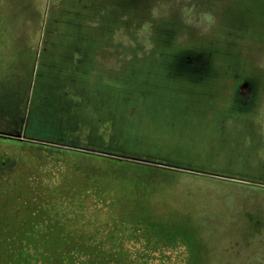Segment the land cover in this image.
Segmentation results:
<instances>
[{
	"label": "rangeland",
	"instance_id": "374dc122",
	"mask_svg": "<svg viewBox=\"0 0 264 264\" xmlns=\"http://www.w3.org/2000/svg\"><path fill=\"white\" fill-rule=\"evenodd\" d=\"M83 2L0 0L41 63L28 105L0 107V193L20 216L28 180L130 161L170 245L150 264H264V0Z\"/></svg>",
	"mask_w": 264,
	"mask_h": 264
},
{
	"label": "trees",
	"instance_id": "16d2710c",
	"mask_svg": "<svg viewBox=\"0 0 264 264\" xmlns=\"http://www.w3.org/2000/svg\"><path fill=\"white\" fill-rule=\"evenodd\" d=\"M101 1L95 6L92 0L83 3L99 12L108 6V15L111 0ZM107 159L106 169L83 170L76 164L73 173H61L58 187L44 184L40 175L39 184L28 180L20 216L15 197L1 192L0 264H150L159 245L169 243L153 234L152 224L141 215L148 202L129 184L131 170L123 163L130 161ZM73 201L82 204L69 211L64 204ZM85 202L92 203L95 213L89 221L81 219L89 210ZM24 213L28 215L21 217ZM103 214L104 220L99 217ZM154 239L160 242L155 247ZM136 244H143L144 251L134 253Z\"/></svg>",
	"mask_w": 264,
	"mask_h": 264
},
{
	"label": "crops",
	"instance_id": "0c3cea01",
	"mask_svg": "<svg viewBox=\"0 0 264 264\" xmlns=\"http://www.w3.org/2000/svg\"><path fill=\"white\" fill-rule=\"evenodd\" d=\"M14 16L7 9H0V107H3L5 115L15 113L13 111L15 104L21 102L20 107L28 105L31 91L35 85L36 87L39 85L41 68L38 43L34 37L28 36L34 32L27 26L12 25L10 20ZM23 120L22 116L20 122ZM17 131L19 130L2 136H24L23 132Z\"/></svg>",
	"mask_w": 264,
	"mask_h": 264
},
{
	"label": "flooded vegetation",
	"instance_id": "af4514ba",
	"mask_svg": "<svg viewBox=\"0 0 264 264\" xmlns=\"http://www.w3.org/2000/svg\"><path fill=\"white\" fill-rule=\"evenodd\" d=\"M8 138H10V137H8ZM12 138V137H11ZM13 139V138H12ZM19 140V139H18Z\"/></svg>",
	"mask_w": 264,
	"mask_h": 264
}]
</instances>
